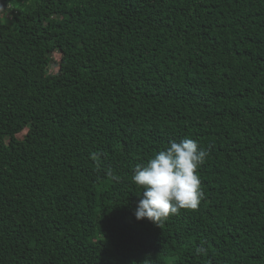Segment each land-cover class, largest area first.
Wrapping results in <instances>:
<instances>
[{
  "label": "trees",
  "instance_id": "1",
  "mask_svg": "<svg viewBox=\"0 0 264 264\" xmlns=\"http://www.w3.org/2000/svg\"><path fill=\"white\" fill-rule=\"evenodd\" d=\"M185 138L204 198L137 220ZM0 264H264V0H0Z\"/></svg>",
  "mask_w": 264,
  "mask_h": 264
},
{
  "label": "clouds",
  "instance_id": "2",
  "mask_svg": "<svg viewBox=\"0 0 264 264\" xmlns=\"http://www.w3.org/2000/svg\"><path fill=\"white\" fill-rule=\"evenodd\" d=\"M207 152L194 139L173 140L145 164H137L132 180L142 188L134 215L137 220L148 219L161 226L181 209L198 208L204 198L198 169ZM197 254L206 253L202 246Z\"/></svg>",
  "mask_w": 264,
  "mask_h": 264
},
{
  "label": "rangeland",
  "instance_id": "3",
  "mask_svg": "<svg viewBox=\"0 0 264 264\" xmlns=\"http://www.w3.org/2000/svg\"><path fill=\"white\" fill-rule=\"evenodd\" d=\"M55 60H56V62H55V64H53L52 65V67H51V71L53 72V71H58V68H59V66H58V62H59V60H60V58H61V54L60 53H56L55 55ZM27 131H24V132H22L19 136L20 137H23L24 135H25V133H26Z\"/></svg>",
  "mask_w": 264,
  "mask_h": 264
}]
</instances>
